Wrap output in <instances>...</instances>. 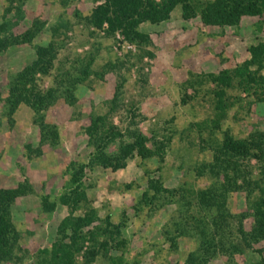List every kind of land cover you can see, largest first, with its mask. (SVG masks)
Returning <instances> with one entry per match:
<instances>
[{"label":"rangeland","instance_id":"1","mask_svg":"<svg viewBox=\"0 0 264 264\" xmlns=\"http://www.w3.org/2000/svg\"><path fill=\"white\" fill-rule=\"evenodd\" d=\"M101 1L0 0V24L9 25L1 36H21L36 19L45 23L30 42L0 52V189L24 186L11 204L16 241L0 250V264H46L41 249L60 236L57 226L69 215L71 201L62 197L76 194V214H97L84 231L108 230L96 236L101 250L87 264H185L191 255L202 264H257L264 240L248 238L256 231V201L264 198V161L220 154L216 163L227 166V178L222 170L211 175V166L226 138L264 137V102L254 98L257 86L250 94L233 87L217 108L213 76L248 59L250 46L264 45V10L218 26L199 12L184 17L176 6L160 23L141 24L148 42L134 43L120 28L89 22ZM52 41V68L39 81L43 89L54 86L52 103L39 118L21 102L10 121L1 100L8 80L36 58L35 46L49 49ZM74 65L85 74L68 91L57 81ZM110 131L121 134L110 139ZM130 143L135 150L119 159L125 165L112 169L108 160L117 163ZM83 164L82 184L71 183ZM215 181L227 187L215 188ZM88 244L77 263L86 261Z\"/></svg>","mask_w":264,"mask_h":264},{"label":"trees","instance_id":"2","mask_svg":"<svg viewBox=\"0 0 264 264\" xmlns=\"http://www.w3.org/2000/svg\"><path fill=\"white\" fill-rule=\"evenodd\" d=\"M176 6H181L180 8L182 9L184 17L199 12L205 24L222 26L237 24L244 15H261L264 10V0H210L206 2H202V0H102L94 5L88 18L89 22L95 27L99 28L103 24H106L107 31L109 32H113L117 28H120L126 41L134 43L148 42L146 34L139 31L138 27L144 23H160L169 16L172 9ZM197 7L199 11H197ZM44 24L45 23L41 20L36 19L33 21L31 28L26 30L21 36L13 35L14 38H5L1 36V33L8 29L9 25L8 23H1L0 52L5 51L12 45L30 42L31 39L42 31ZM248 51L250 53L248 59L244 60L232 70H224L220 74L213 76V82L216 86L214 96H216L217 108H224L225 98L223 97L226 93L225 91L233 87L250 94V90L254 86H257V88L253 90V94L256 96L254 98L255 100L264 102V74L261 72L262 65L264 64V45L262 43L252 45L249 47ZM34 52L36 53V58L25 65L20 71L12 75L8 80V94L1 100L4 99V102L9 107L7 112L9 118H11L18 104L21 102L28 104L35 115L38 116L43 110L49 107L55 96L54 86H49L45 89L41 86L39 87L41 77L48 76L52 68V60L54 59L53 41L52 44H49V49L37 45L34 47ZM75 64L78 63L75 62ZM73 67L74 72L66 74V77L61 81H57L60 85L66 82L67 85L63 86L68 91H70L69 89L76 82L82 80L85 74L83 65H80V67L74 65ZM254 67L256 68L253 69ZM234 79H236V84L233 83ZM56 80L55 78V81ZM70 95L72 94L70 93ZM9 120L11 121L12 118ZM96 123V121H92V128L90 127L87 130L89 134H92V130L95 128ZM39 126L40 129L44 131L46 125L42 119L40 120ZM117 134L120 135L121 133L119 131H110L108 138L113 139ZM260 135H251V137L245 139L226 138L223 143H221L220 153L215 154V163L211 166V175L215 176L216 172L218 174L219 170H222L224 172V177L227 178L226 172L224 171L227 166H221L216 163H221L219 158L220 154L225 155L228 161L233 160L232 157L236 156L243 157L244 159L255 158L257 162L264 161V137ZM106 142L107 141H103L104 144ZM130 144L131 145H128V147L123 146L120 149V154L118 158H116L117 163L108 160L109 166H111L112 169L125 165L124 163L119 165V159L121 157L124 158L128 152L135 150L134 146L136 145L133 143ZM99 148L102 150V147ZM234 166L235 168L237 167L235 163ZM88 167L87 164L80 165L76 173L78 175L71 180V183L82 184L80 178L83 171ZM259 178H261L264 183V167L261 169ZM213 186L223 189L227 187L224 182L216 183V181ZM22 188H24V186L21 185L15 189H0V250H4L3 254L8 252L16 241L17 234L11 220V204L15 197L22 192ZM205 192L206 190L201 193L203 199L206 198ZM209 198L213 199L212 194ZM79 200V195L77 194L72 199H65V197H62V203L70 204L69 202L71 201L69 215L62 218L57 226V232L60 236H58L49 247L45 246L41 249L45 259L47 254H49V260H47L46 264H87L89 260L100 253L101 249L95 248L96 236L108 230L104 229V231H101L98 230L99 227H94L89 231H84V229L97 218V214L95 210H88L84 213L76 214L75 212L77 209L81 208ZM54 206L55 202L53 201L50 203V209H53ZM255 208L256 214L254 217L256 231L248 240H264V198H260L256 201ZM213 222L217 224L216 221ZM54 229H56V226ZM118 231V228L115 227V232ZM240 232H242L244 237L243 231L241 230ZM86 240H88L89 244L85 247V252L82 253L83 259L86 261L84 263H77L74 256L81 253ZM235 248L236 251L243 252V249H240L241 247L238 245L235 246ZM203 260L205 261V259L197 261V258L191 255L185 264H202ZM257 264H264V257H261Z\"/></svg>","mask_w":264,"mask_h":264}]
</instances>
